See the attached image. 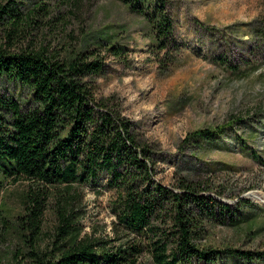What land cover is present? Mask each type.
Instances as JSON below:
<instances>
[{"label":"trees","instance_id":"16d2710c","mask_svg":"<svg viewBox=\"0 0 264 264\" xmlns=\"http://www.w3.org/2000/svg\"><path fill=\"white\" fill-rule=\"evenodd\" d=\"M116 1L143 20L152 46L164 51L173 40L168 0ZM21 4H0V30L7 32L0 43V192L3 184L26 183L14 218L29 239L25 264H260L264 252L201 243L215 226L252 231L263 210L240 197L222 203L225 191L208 180L179 177L174 188L159 183L154 154L134 124L112 98L96 95L101 53L120 59L128 48L106 35L93 40V49L66 56L41 48L11 52L27 17ZM227 127L194 131L187 145L196 152L212 146ZM103 178L113 194L114 238L83 234L80 224L82 190ZM47 213L55 231L42 248Z\"/></svg>","mask_w":264,"mask_h":264},{"label":"rangeland","instance_id":"374dc122","mask_svg":"<svg viewBox=\"0 0 264 264\" xmlns=\"http://www.w3.org/2000/svg\"><path fill=\"white\" fill-rule=\"evenodd\" d=\"M14 1L23 3L27 17L15 44L8 45L11 52L41 48L66 56L93 49V40L106 35L128 48L120 59L101 53L96 95L112 98L134 124L154 154L159 183L174 188L179 177L208 180L214 190L225 191L222 203L234 205L240 197L263 210L252 231L215 226L202 245L263 253L264 34L258 30L264 32V0H168L173 40L164 51L152 46L143 20L116 0ZM42 5L44 10L35 9ZM6 33L0 30L1 44ZM217 127L227 128L214 145L197 152L187 145L190 133ZM104 185L105 178L82 190L80 224L83 234L114 238L113 194ZM25 191V182L2 186L0 264H25L29 239L14 224ZM54 229L47 213L42 248L51 245Z\"/></svg>","mask_w":264,"mask_h":264},{"label":"bare ground","instance_id":"6f19581e","mask_svg":"<svg viewBox=\"0 0 264 264\" xmlns=\"http://www.w3.org/2000/svg\"><path fill=\"white\" fill-rule=\"evenodd\" d=\"M251 197H252V198H256L253 194H251Z\"/></svg>","mask_w":264,"mask_h":264},{"label":"water","instance_id":"95a60500","mask_svg":"<svg viewBox=\"0 0 264 264\" xmlns=\"http://www.w3.org/2000/svg\"><path fill=\"white\" fill-rule=\"evenodd\" d=\"M224 203V202H223Z\"/></svg>","mask_w":264,"mask_h":264}]
</instances>
